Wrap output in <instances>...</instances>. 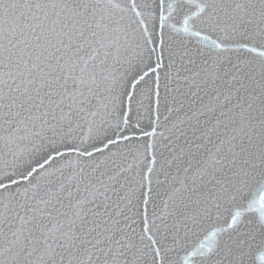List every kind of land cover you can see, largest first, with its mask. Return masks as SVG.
I'll return each instance as SVG.
<instances>
[{
  "label": "water",
  "instance_id": "water-1",
  "mask_svg": "<svg viewBox=\"0 0 264 264\" xmlns=\"http://www.w3.org/2000/svg\"><path fill=\"white\" fill-rule=\"evenodd\" d=\"M0 264H264V0H0Z\"/></svg>",
  "mask_w": 264,
  "mask_h": 264
}]
</instances>
